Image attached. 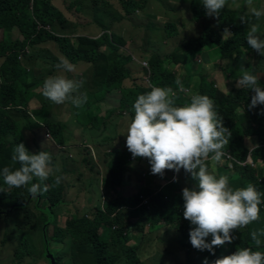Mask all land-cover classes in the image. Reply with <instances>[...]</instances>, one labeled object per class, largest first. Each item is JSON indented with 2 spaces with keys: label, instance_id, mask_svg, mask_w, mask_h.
<instances>
[{
  "label": "trees",
  "instance_id": "obj_1",
  "mask_svg": "<svg viewBox=\"0 0 264 264\" xmlns=\"http://www.w3.org/2000/svg\"><path fill=\"white\" fill-rule=\"evenodd\" d=\"M143 2L141 6L134 0H127L123 3L124 13H132L143 8ZM189 4L194 20L201 19L204 15L201 0H189ZM231 18L233 22H231ZM239 19L240 11L227 10L218 17L216 22L206 24L195 37L181 38L183 40L165 54L152 56L155 61L151 66L150 75L153 76L154 87L171 88L177 96V105L189 103L191 96L181 94L179 86L175 83L177 76L161 64L166 59L168 63L185 65L191 55L200 54L205 49L216 50L217 53L223 55V52L220 51L233 48L236 52L235 58L240 59L243 55L240 47L247 44L246 37L249 27L241 23ZM64 22L63 12L53 5L51 0H0V30L6 32V36L0 39V171L5 166L10 170L21 167L18 161L12 159L20 142H23L26 148L32 152L20 128V120L15 115L16 112L27 107L29 99L34 94L28 82L29 69L17 58L18 53H24L27 46L49 40L72 63L77 64L83 61L96 64L99 59L104 61L105 65L101 70L103 75L101 89L93 95H87L90 100L88 99L83 107L76 108L75 120L80 123H89L91 126H95L92 118H88V122H85L82 115L99 101L95 97L114 92L120 93L118 106L129 115L131 122L134 117L135 100L140 94H145L153 88L136 83L128 86L123 84L126 78L131 77V69L127 65L131 56L120 54L115 50L116 45L112 41L122 45L119 35L111 34V41L107 39V36L93 38L79 35L77 43H73L68 35H59L46 29V27L58 28L60 31ZM218 22H220L222 30L217 26ZM232 26L237 29L233 31ZM226 27L232 29L233 36L228 35L224 38L222 32ZM13 30L17 31L18 37H11ZM164 30L168 37L177 36L175 26L166 25ZM104 46L108 53H106V49L105 52L101 51V47ZM258 79L261 87H264V79L259 77ZM180 80L184 86L192 85V76L185 74ZM197 85L198 94L207 95L214 100L216 111L224 117V125L232 133L229 145L225 147L224 151L229 152L233 157V167L229 170L228 161L223 158L219 163L209 159L205 161L206 166L211 168L210 172L213 171V175L217 178L230 172L229 187L233 190L244 188L248 184L255 185L261 193V200L264 201V167L260 169L259 181V178L254 176V169L250 165L239 164L248 155H251L254 162L264 161V114H261L264 105H258L249 110L247 106L251 103V96L254 93L247 88L234 95L231 92H221L213 81H207V79H202ZM241 105L242 110L238 112L237 108ZM46 123L51 124L50 122ZM51 134L58 144L63 142L61 131L55 129ZM248 136H257L260 140L250 147L251 149L246 146ZM109 156L111 159L108 163L105 188H110L112 183H119L124 171V166L119 161L122 160L125 153L114 150L109 153ZM212 162V166L208 164ZM54 180L55 177L52 176L46 183L52 185ZM64 187L65 185L61 182L58 186L50 187L44 198L41 194L30 196L25 188H8L0 175V188L4 189V191H0V213L9 214L13 210H24L34 202L36 210L44 218L46 214L55 213V209L63 203ZM180 192L181 188L178 183L170 181L159 191L153 188L144 190L140 188L137 193L128 196L108 197L102 205L94 206L95 212L91 218L75 215L66 219L63 228H58L55 231V243L67 241V247L69 245L68 259L72 264H118L121 259L125 260L127 264H135L138 262L137 246L125 247L124 239H122L123 232L130 226V229L142 235L145 225L150 226L155 222H163L164 225H174L181 233L179 246L184 252V260L176 264H193L194 258H198L194 253L200 250L193 248L190 243L189 231L193 226L183 217L184 202ZM142 194L148 197L147 205L141 203L140 195ZM260 209L259 219L234 231L233 241L226 243L225 249L220 255L208 258L209 264L222 256L230 255L237 248L251 247L253 250L264 252V241L257 247L252 236L255 233L256 239L264 238L262 204ZM100 228H104L105 231L99 233ZM211 238V236L207 238L209 242ZM110 243L115 249L116 246H119L117 250L120 252L122 250V255L119 251L111 250ZM43 248H48V240H44ZM45 252L49 251L45 249ZM29 254L30 252H27L25 256H22V253L16 252L15 259L19 262L22 260V263L25 257H29Z\"/></svg>",
  "mask_w": 264,
  "mask_h": 264
},
{
  "label": "clouds",
  "instance_id": "obj_2",
  "mask_svg": "<svg viewBox=\"0 0 264 264\" xmlns=\"http://www.w3.org/2000/svg\"><path fill=\"white\" fill-rule=\"evenodd\" d=\"M201 3L207 16L219 17L228 0H201ZM245 7L247 13L240 16V22L249 27L247 44L264 56V38L259 25L254 22L264 17V8L255 7L254 0H245ZM224 32L231 33L227 28ZM55 68L57 74L46 77L42 84V95L56 105L71 103L76 108L83 107L88 101L87 93L80 91L84 81L68 75L76 73V65L66 57H60ZM175 83L183 89L179 78ZM236 86L254 93L247 106L249 110L264 105V87L256 75L244 71ZM176 101L177 96L171 88L153 87L151 91L140 94L133 105L134 117L124 134L126 147L133 159H147L153 175L163 177L166 170L178 174L183 169L197 181V187L182 189L183 217L193 226L189 231L193 248L207 250L214 255L215 247L233 241L234 231L259 219L260 205L264 201L255 185L248 184L233 190L227 176L217 178L205 164L209 159L219 163L224 156L228 166L231 162L233 167V160H229L224 151L232 133L224 125V117L216 111L214 100L207 95L194 94L189 103L177 105ZM261 114H264V109H261ZM12 159L21 167L10 170L5 166L0 171L8 188H25L30 196H37L60 185L64 179L62 175H56L60 168L53 164L50 151L32 153L20 142ZM52 176L55 177L54 184L49 185L46 182ZM176 179L178 176L173 177ZM0 191L4 189L0 188ZM209 236L212 237L210 242ZM252 236L259 247L261 241L256 239L255 233ZM204 264H209L206 257ZM211 264H264V252L251 247L237 248Z\"/></svg>",
  "mask_w": 264,
  "mask_h": 264
},
{
  "label": "rangeland",
  "instance_id": "obj_3",
  "mask_svg": "<svg viewBox=\"0 0 264 264\" xmlns=\"http://www.w3.org/2000/svg\"><path fill=\"white\" fill-rule=\"evenodd\" d=\"M126 1L127 0H52V4L57 6L63 12V16L65 17L62 29L59 31L58 28H54L53 32L68 35L73 43H77V37L79 35L88 34L99 36V38L107 36V39L111 41V34H120L121 36H119V38L121 39L122 45L116 44L112 41V43L116 45L115 50L123 55H129L128 53H131L136 56L134 67H130L133 72L130 81L134 83V80H137L141 85L154 87L155 84L152 83L153 76L152 74L150 75L151 66L155 61L152 56L157 55L155 54L156 52L160 54L168 52L173 46H175L174 41H176L177 38L176 44H179L180 40H183L181 38L189 39L195 37L200 27H197L195 24L199 20H195V23L192 21L194 18L190 11L189 0H134V2L141 6L142 1H144L143 8H139L128 14L123 11V3ZM148 1L151 2V7L149 8L147 7ZM244 1L245 0H228V4L220 15L232 8L240 11V15L246 14L247 9H245ZM254 6L257 8H264V0H254ZM202 17L210 20L211 23L218 20V17L207 16L205 14V9L204 16ZM230 20L233 22L232 18ZM254 22L259 25L260 34L262 38H264V17ZM166 25L175 26L177 29V36H173L174 40L172 37H165L166 35L164 32L166 31L164 28ZM217 26L222 30L220 22L217 23ZM226 28L231 33L223 32L224 38L228 35L233 36V31L237 29L233 26V31L229 27ZM49 29L50 28L48 27L47 30ZM149 30H152L153 32H149ZM5 36L6 32L0 30V39ZM48 48L49 47L46 46V50ZM104 49H106V53H108L105 46ZM240 49L243 53L240 59L235 58L236 52L233 48H229L227 51H220L223 52V55L219 52L217 53L216 50L212 51L205 49L200 54L191 55L189 61L185 65H175L172 62L168 63L166 59L161 65L166 67L167 70H171L179 79L185 74L192 76V85L186 84L185 86L183 85V87H186L183 88V91L180 89L182 95L192 96L198 94L197 84L202 79L213 81L215 86L223 93L231 92L236 95L240 90H245V88H238L236 86V81L243 75L244 71H248L253 75L255 73L257 77L264 79V56H261L255 50L251 49L248 44L242 45ZM46 50L38 55L33 54V51H31L29 54V62L26 65L31 68H37L40 65L41 60H46ZM20 53L21 52H19V54ZM19 54L17 55V58L22 60ZM142 62L147 63L146 67L142 65ZM129 63L130 61L127 63L128 66ZM73 64L76 65L77 70L80 69L76 63ZM91 70L92 67H88L86 70L83 68L76 71L75 74L69 73L68 75L70 78L75 76V79L81 80L84 74L87 71L91 72ZM34 71L40 74L39 71ZM47 71H52L53 74L55 73L53 66L52 68L49 66L43 73L44 77ZM40 77L41 76L37 79ZM41 82V80L37 81V85L41 86ZM100 84V82L98 84L92 83L88 85V87L95 89L99 87ZM87 95L90 94L87 93ZM102 97L103 96H98L95 98L100 100ZM88 99L90 100V97ZM112 101H114L113 98ZM41 104H43L41 107L45 109L46 106L44 102H41ZM241 110L242 105L237 108L238 112ZM36 114L38 115L39 111ZM253 126L255 127V125ZM26 137L31 139L33 136L29 134L26 135ZM259 141L260 140L257 136H248L246 146L249 148L253 147ZM31 147L35 149V147ZM95 148L98 150L97 146H95ZM75 154L80 160L85 152L79 150ZM245 161L246 159L239 162V164L243 163L245 165H250L254 169V176L259 178L260 169L264 167V161L254 162L252 159L253 165L246 163ZM101 162L102 161H100V163ZM208 164L212 166L213 162ZM231 168L232 167H230L229 170ZM208 170L210 172L211 168L208 167ZM99 171L101 172L100 169ZM210 173L214 174L213 171ZM173 175L179 177V185L182 189L184 186L188 187L189 185L190 188L197 187V185H191L194 184V179L189 177L191 174L186 173L183 169H181L178 174L174 172ZM223 175L228 177L230 172H226ZM70 178H75V175L70 176ZM258 180L260 181V178ZM62 183L66 186L64 181H62ZM81 185L83 184L81 183ZM41 195L44 198L46 192L41 193ZM262 208L264 209V203H262ZM89 209H91V211L87 210L86 212H82V214H85V218H91L95 212L93 208L89 207ZM61 212L63 213L64 218L58 217V209H55V213L46 214L43 218L40 216L39 211L36 210L33 202L24 210H13L9 214L0 213V264H53V262L54 264H72L68 259L69 245L67 247V241L64 240L61 241V243H55L56 240L54 234L56 229L63 228L66 219L75 215L79 217L83 216L66 211ZM153 228H158L156 222L153 225H150V230H153ZM130 230V226H128L127 230L123 232L124 236L122 237V239L126 241L125 247L128 248L136 247L132 244H128V242L131 241ZM145 230H149V225H145L144 232ZM127 231L128 234L126 235ZM44 240H48V248H43ZM159 241V238H157L156 242ZM260 241H264V238L262 237ZM167 244L173 245L174 243L173 241H167ZM225 246L226 243L223 246L215 247L214 255L207 250L194 253L198 258H194L193 264H204L205 257L207 259L217 257L225 249ZM45 249L49 252H45ZM116 249H119V246H116ZM137 249L138 247H136V251ZM151 250L155 254L157 251L163 250V246L161 243L156 244L151 246ZM16 252L22 253V256H25L27 252H30V254L28 255L29 257H25L21 263L22 260L19 262L15 259ZM120 254L122 255V250ZM182 261L183 260L170 262V264H176L177 262ZM118 264H127V262L121 259ZM135 264L167 263L155 260H145L140 262L138 260Z\"/></svg>",
  "mask_w": 264,
  "mask_h": 264
},
{
  "label": "crops",
  "instance_id": "obj_4",
  "mask_svg": "<svg viewBox=\"0 0 264 264\" xmlns=\"http://www.w3.org/2000/svg\"><path fill=\"white\" fill-rule=\"evenodd\" d=\"M147 7H151V2H147ZM231 10L238 11L233 8ZM192 21L194 22L195 20L192 19ZM209 23H211L210 20H207L205 17L199 19L195 24L197 27L200 26L196 35H198L201 29ZM49 30L53 32L52 28ZM149 32L153 31L149 30ZM86 35L93 38L98 37L94 35ZM117 35L121 36L120 34ZM18 36L16 30L11 32L12 38ZM172 38L174 40V37ZM176 41H174L175 45ZM46 46L49 47L47 50ZM45 50L46 60H41L40 65L37 68H31L26 65L29 62V54L31 51H33V54L38 55L45 52ZM101 51L105 52L104 47H101ZM128 54L131 56L128 67H134L136 56L131 53ZM155 54L160 53L156 52ZM19 56L22 59V63L29 69L30 78L28 82L30 84V89L34 94L29 99L27 107L22 111L16 112L15 115L20 120V128L32 153L39 152L40 150L52 152L53 164L60 168V172L56 173V175H62L64 177L62 180L66 183L63 191L64 201L57 207L59 218H64L61 211L85 216L82 212H86L87 210L91 211L89 207L94 210L95 205H102L108 197L114 198L117 195L128 196L137 193L140 188H143V190L153 188L154 190L159 191L165 185L169 184L170 181H175L179 185V177L178 179L173 180V177L177 176L173 175V170H166L163 177L153 175L147 159L132 158L131 153L126 147V135H124L130 124V117L118 106L119 92L106 93L105 96L93 104V107L90 110L84 112L82 116L84 117L85 122H88V118H92L95 126H91L89 123H80L75 120L76 107L71 103L56 105L42 95L41 86L45 78L57 74L55 65L58 63L60 57H64L59 52L57 46L52 41H42L27 46L24 53H20ZM77 65L80 68L79 70L83 68L86 70L88 67H92L91 72L87 71L84 74L82 78L84 84L80 91L82 93H89L90 95L95 94L101 89V85L95 89L89 88L88 85L92 83H101V78L103 77L101 70L105 65L104 61L99 59L96 64L81 61L78 62ZM49 66L50 68L53 66L55 73L53 74L52 71H47L44 77L43 73ZM34 70L39 71L40 74L36 73ZM132 73L131 69V75ZM39 76L41 77L37 79ZM72 78L75 79V76H72ZM131 78L132 76L129 79L126 78L123 81V84L126 86L131 85ZM39 80L42 81L41 86L37 85V81ZM134 83L141 85L137 80H134ZM112 98L114 101H112ZM93 101L96 100L93 99ZM41 102H44L46 106L45 109L41 107V105H43ZM38 111L39 114L37 115L36 113ZM46 122H50L51 124ZM53 129L61 131V138L63 139L62 143L58 144L52 137L51 132L53 133ZM29 134L33 136L31 139L26 137V135ZM31 146L35 147V149ZM95 146H97L98 150ZM79 150L85 152L80 160L75 154ZM114 150L125 153V156L119 161V163L124 166V171L119 183H112L110 188H105V180L108 177V163L111 159L109 153ZM222 158L225 160L224 156ZM100 161L102 162L100 163ZM72 175H75V178H70ZM81 183L83 185H81ZM191 185H197V181L194 180V184ZM188 187L190 188V185ZM180 193L182 196V188ZM157 224L158 228L150 230L149 226V230H145L142 235L137 234V232L132 229L129 231L131 241H129L128 244L138 247L136 251L137 259L140 262L145 260H155L167 264L184 260V252L179 246V240L181 238L180 231L176 229L174 225H164L163 222ZM104 231V228H100L99 233ZM127 234L128 231L126 232V235ZM157 238H159L163 250L157 251L154 254L151 250V246L160 244L159 242H156ZM167 241H173L174 244L168 245ZM124 245L126 246L125 240ZM109 247L113 251H119L113 248L111 243Z\"/></svg>",
  "mask_w": 264,
  "mask_h": 264
},
{
  "label": "built area",
  "instance_id": "obj_5",
  "mask_svg": "<svg viewBox=\"0 0 264 264\" xmlns=\"http://www.w3.org/2000/svg\"><path fill=\"white\" fill-rule=\"evenodd\" d=\"M46 29H48V27H46ZM142 65H144V66L146 67L147 63H146V62H142ZM225 156H226L229 160H233V157H232L228 152H225ZM245 162H246V163H249V164H251V165H253V161H252V159H251L250 156H247ZM242 164H243V163H242ZM229 167H232V163H231V162H229ZM140 198H141V203H142V204H145V205L148 204V197H147V196H143V194H142V195H140Z\"/></svg>",
  "mask_w": 264,
  "mask_h": 264
},
{
  "label": "water",
  "instance_id": "obj_6",
  "mask_svg": "<svg viewBox=\"0 0 264 264\" xmlns=\"http://www.w3.org/2000/svg\"><path fill=\"white\" fill-rule=\"evenodd\" d=\"M53 264H54V262H53Z\"/></svg>",
  "mask_w": 264,
  "mask_h": 264
}]
</instances>
